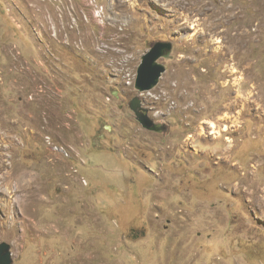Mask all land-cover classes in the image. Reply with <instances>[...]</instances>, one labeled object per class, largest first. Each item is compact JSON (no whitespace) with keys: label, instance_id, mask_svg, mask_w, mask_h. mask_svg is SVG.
I'll list each match as a JSON object with an SVG mask.
<instances>
[{"label":"rangeland","instance_id":"1","mask_svg":"<svg viewBox=\"0 0 264 264\" xmlns=\"http://www.w3.org/2000/svg\"><path fill=\"white\" fill-rule=\"evenodd\" d=\"M1 242L13 264H264V0H0Z\"/></svg>","mask_w":264,"mask_h":264},{"label":"water","instance_id":"2","mask_svg":"<svg viewBox=\"0 0 264 264\" xmlns=\"http://www.w3.org/2000/svg\"><path fill=\"white\" fill-rule=\"evenodd\" d=\"M171 49L172 44L170 42H156L142 56V62L138 68L135 80L136 90L144 92L157 85L162 73L165 71L164 66L158 60L167 57ZM130 110L144 129L153 130L156 128V124L149 118L147 111L140 106L136 99L130 103ZM139 233L141 235L144 234L143 231ZM0 264H13L10 245L5 242L0 243Z\"/></svg>","mask_w":264,"mask_h":264}]
</instances>
